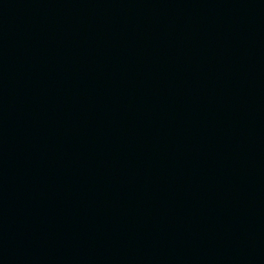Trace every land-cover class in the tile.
I'll list each match as a JSON object with an SVG mask.
<instances>
[{
    "label": "water",
    "instance_id": "95a60500",
    "mask_svg": "<svg viewBox=\"0 0 264 264\" xmlns=\"http://www.w3.org/2000/svg\"><path fill=\"white\" fill-rule=\"evenodd\" d=\"M197 92L264 216V0H134Z\"/></svg>",
    "mask_w": 264,
    "mask_h": 264
}]
</instances>
